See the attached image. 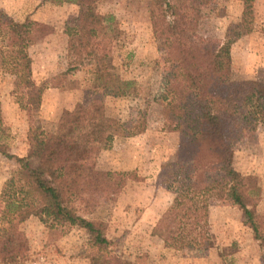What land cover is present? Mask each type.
<instances>
[{
  "label": "trees",
  "instance_id": "1",
  "mask_svg": "<svg viewBox=\"0 0 264 264\" xmlns=\"http://www.w3.org/2000/svg\"><path fill=\"white\" fill-rule=\"evenodd\" d=\"M77 6L76 15L64 26L67 42L77 57L94 55L91 95L74 109H62L55 129L35 125L44 82L31 78L28 47L46 33L44 23L25 18L16 21L0 7L1 65L16 74L17 101L25 112L27 150L13 156L15 169L0 190V264H23L28 243L19 225L29 216L46 227L68 225L83 229L96 256L90 264H124L105 253L109 240L101 218L87 209L90 197L100 192L106 173L96 167L100 150L114 137H130L146 126L142 117L119 119L104 110L105 96L131 93L133 82L109 71L106 57L119 44V31L112 14L96 10L99 0H47ZM242 2L239 27L250 30L255 0ZM209 0H149L148 18L158 50L167 63L165 114L178 142L172 160L162 163L158 183L173 192L168 208L157 218L152 234L162 246L181 252L202 253L213 247L208 222L209 200L237 205L244 224L255 239L264 234V217L255 212L259 187L254 177L233 167L235 143L246 132L264 124V79L231 80L229 45L234 36L225 34L217 47L194 41L202 7ZM98 48L102 52H92ZM0 153L9 156L0 144ZM127 172L115 173L108 191L112 197ZM84 210V212H83Z\"/></svg>",
  "mask_w": 264,
  "mask_h": 264
},
{
  "label": "rangeland",
  "instance_id": "2",
  "mask_svg": "<svg viewBox=\"0 0 264 264\" xmlns=\"http://www.w3.org/2000/svg\"><path fill=\"white\" fill-rule=\"evenodd\" d=\"M149 0H99L96 10L112 14L119 31V44L106 57L109 71L133 83L131 93L105 96L104 110L119 119L146 120L145 129L130 137H114L109 148L99 151L96 167L103 170L105 184L87 205L91 216L101 218L109 245L105 253L124 264H264V234L255 239L236 204L209 200L208 222L213 247L202 253L181 252L162 246L151 230L168 208L173 192L158 183L159 166L174 158L178 134L168 127L165 114L167 63L158 50L148 18ZM0 7L13 20L26 17L45 24L46 33L28 47L31 78L44 82L38 108L31 120L46 131L55 129L62 109L84 105L92 90L94 55L78 58L67 42L64 26L76 15L77 6L54 5L47 0H0ZM247 19L250 30L242 31L240 0H209L201 10L194 41L217 47L225 34L235 36L229 45L231 80L264 79V0H255ZM92 52L101 53L96 48ZM15 72L1 65L0 58V190L15 163L13 156L26 153L28 120L20 108ZM233 167L254 177L259 187L255 212L264 217V124L246 132L234 145ZM123 171L119 191H108L115 173ZM1 207V198H0ZM84 212V210H83ZM28 253L23 264H90L99 254L87 243L83 229L68 225L45 226L29 216L20 225Z\"/></svg>",
  "mask_w": 264,
  "mask_h": 264
}]
</instances>
